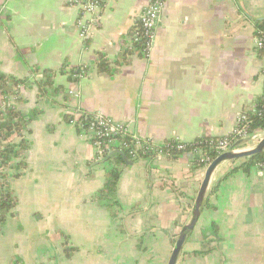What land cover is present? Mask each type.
Instances as JSON below:
<instances>
[{
  "label": "crops",
  "instance_id": "obj_1",
  "mask_svg": "<svg viewBox=\"0 0 264 264\" xmlns=\"http://www.w3.org/2000/svg\"><path fill=\"white\" fill-rule=\"evenodd\" d=\"M149 1L106 0L84 39L70 0H0V74L26 80L9 95L30 117L6 170L16 203L0 219V264H167L189 219L205 172L193 156L130 160L111 207L99 195L112 163L71 117L102 114L162 145L224 136L259 106L264 0H164L146 56L131 34ZM98 54L112 72L97 71ZM43 70L56 75L40 92ZM252 135L244 148L264 128ZM244 159L215 169L176 264H264V172Z\"/></svg>",
  "mask_w": 264,
  "mask_h": 264
},
{
  "label": "built area",
  "instance_id": "obj_2",
  "mask_svg": "<svg viewBox=\"0 0 264 264\" xmlns=\"http://www.w3.org/2000/svg\"><path fill=\"white\" fill-rule=\"evenodd\" d=\"M106 0H70V3L77 7L79 16L76 20V27L82 38L86 39L91 34L93 26L99 23L100 11ZM164 0H150L147 6L139 15L138 23L131 34L134 43H140L141 52L148 56L149 51L154 45L155 29L160 20ZM255 46L258 50H264V34L256 33L254 37ZM85 69V67L83 66ZM264 73V69L262 70ZM38 78H42L39 75ZM10 95L7 99L0 96V123L4 120L5 111L11 107ZM251 114L264 118V90L259 106ZM69 122L82 130L91 140L96 149L97 157L103 159L117 149L124 150L131 160L142 157L148 158H172L175 152L188 153L194 160L199 162L205 169L207 165L218 154L231 149L238 140L252 135L250 126L251 116L246 112L237 114L235 124L231 131L220 137H207L206 146L195 145L187 148V143L192 141H182L173 139V142L166 140L162 145H156L150 140L143 139L133 133L129 126L123 122L116 121L102 114H92L81 112L79 117H71ZM18 137L17 132L10 135L5 130L0 129V151L6 144L15 143ZM210 152L214 154L211 155ZM0 157V173L7 168L2 166ZM256 167L264 172V158L256 162Z\"/></svg>",
  "mask_w": 264,
  "mask_h": 264
},
{
  "label": "trees",
  "instance_id": "obj_3",
  "mask_svg": "<svg viewBox=\"0 0 264 264\" xmlns=\"http://www.w3.org/2000/svg\"><path fill=\"white\" fill-rule=\"evenodd\" d=\"M254 26L256 28V33L264 34V19L258 18L253 20ZM135 49L140 51V43H135ZM108 59L102 55L98 54V58L96 61L97 65V71L98 72H112V68L109 65ZM76 69V68H73ZM72 69V70H73ZM63 72V70H61ZM56 75V71L53 70H43L42 78H39L35 80L39 91L44 92L46 86H49L53 83V78ZM26 80H20L16 79L12 76H8L5 74H0V90H1V97H5L7 99L8 95L12 92V87H16L19 84H23ZM17 89V87H16ZM16 91V90H15ZM14 91V92H15ZM249 115L252 118V123L250 126L251 131L257 129V128H264V118H261L259 116L253 115L249 113ZM28 119L27 116L20 114L18 111H16L13 107H8L5 111V117L4 120L0 123V129L5 130L7 134H11L14 132L19 133L21 129L25 126ZM207 137H200L196 138L195 141L187 143V148L193 147L195 145L200 146H206ZM168 141L173 142V139H169ZM26 148V141L24 138H21L19 144L16 143H9L6 144L5 147L0 151V157H1V163L2 166L11 164L14 157H17L20 152H22ZM180 154V152H175L173 154V157ZM211 155H213V152H210ZM264 158V150L259 152L258 154L248 156L246 157L239 167H245L247 168L250 165L256 164V162L262 160ZM130 157L128 154L121 150L119 152H114L106 161L112 163V167L107 171L105 182L100 190L99 198L104 200L108 206L113 207L115 201L113 200V196L115 194L117 181L119 178V175L121 173V169L123 165H126L130 161ZM22 161L17 163V167H20L22 165ZM195 164L197 166H202L199 162L195 161ZM232 170L229 172L233 171ZM7 174L2 172L0 173V219H4L6 214L11 210L13 206H15L16 199L13 195H11V192L8 188L6 178Z\"/></svg>",
  "mask_w": 264,
  "mask_h": 264
},
{
  "label": "water",
  "instance_id": "obj_4",
  "mask_svg": "<svg viewBox=\"0 0 264 264\" xmlns=\"http://www.w3.org/2000/svg\"><path fill=\"white\" fill-rule=\"evenodd\" d=\"M253 140V135L244 137L237 142H235L231 149H228L217 156L207 165L205 168L203 179L201 180V183L199 185L197 194L195 196V199L193 201V205L190 211V216L188 221L183 225V227L180 229L174 247L172 249L171 255L169 257V260L167 264H176V261L178 259V256L180 255L183 244L189 235L191 233L197 223V220L200 216L201 210L203 208L205 197L207 194V191L211 184V179L213 176V173L215 169L223 162L236 160L240 158H246L248 156H252L255 154H258L259 152L264 150V135L262 138L258 140V142L252 147V148H244L246 143ZM115 151L111 152L107 156L103 158V161L108 159ZM130 162H128L129 164Z\"/></svg>",
  "mask_w": 264,
  "mask_h": 264
},
{
  "label": "rangeland",
  "instance_id": "obj_5",
  "mask_svg": "<svg viewBox=\"0 0 264 264\" xmlns=\"http://www.w3.org/2000/svg\"><path fill=\"white\" fill-rule=\"evenodd\" d=\"M14 159H15V157L13 158V161H12V162H14ZM10 166H11V164H9V165H4V167L7 168V171H8V169L10 168Z\"/></svg>",
  "mask_w": 264,
  "mask_h": 264
},
{
  "label": "flooded vegetation",
  "instance_id": "obj_6",
  "mask_svg": "<svg viewBox=\"0 0 264 264\" xmlns=\"http://www.w3.org/2000/svg\"><path fill=\"white\" fill-rule=\"evenodd\" d=\"M3 173H6V171H3L2 174H3ZM6 174H7V173H6Z\"/></svg>",
  "mask_w": 264,
  "mask_h": 264
}]
</instances>
